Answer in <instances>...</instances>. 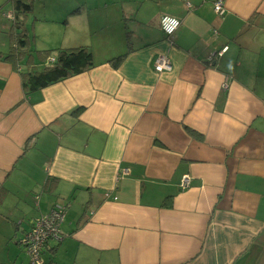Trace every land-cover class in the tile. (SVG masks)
Returning <instances> with one entry per match:
<instances>
[{
	"label": "crops",
	"instance_id": "crops-1",
	"mask_svg": "<svg viewBox=\"0 0 264 264\" xmlns=\"http://www.w3.org/2000/svg\"><path fill=\"white\" fill-rule=\"evenodd\" d=\"M38 2L30 49L87 46L94 66L25 92L0 10V264H29L56 203L44 264H264V0Z\"/></svg>",
	"mask_w": 264,
	"mask_h": 264
},
{
	"label": "trees",
	"instance_id": "trees-1",
	"mask_svg": "<svg viewBox=\"0 0 264 264\" xmlns=\"http://www.w3.org/2000/svg\"><path fill=\"white\" fill-rule=\"evenodd\" d=\"M32 0H10L13 17L11 19L10 46L3 56L13 64L25 60L27 66L21 71L22 87L25 92L41 89L47 85L58 82L69 76L79 74L94 66L91 50L87 46H76L67 48H54L49 50H31L30 35L26 29V17L31 12ZM47 64L38 68L34 66V57ZM51 56L50 60L48 59ZM125 53L109 62L118 65ZM78 111V109H76Z\"/></svg>",
	"mask_w": 264,
	"mask_h": 264
},
{
	"label": "built area",
	"instance_id": "built-area-1",
	"mask_svg": "<svg viewBox=\"0 0 264 264\" xmlns=\"http://www.w3.org/2000/svg\"><path fill=\"white\" fill-rule=\"evenodd\" d=\"M187 5L189 6V3ZM213 8L216 13L222 14L224 12L222 0H214ZM3 14L9 19L13 17L11 11L4 12ZM159 25L166 35L168 42L171 43L173 34L180 25V20L171 15H163L160 17ZM170 69L169 58L165 54H158L154 59V70L162 72ZM221 86L224 90L228 88L229 83L227 78L222 82ZM188 184L189 175L185 174L181 179L180 187L185 188ZM66 206L63 203H56L48 212L41 213L30 219V228L21 240L29 256V264H44L41 258L42 248L49 239H59V226L63 220Z\"/></svg>",
	"mask_w": 264,
	"mask_h": 264
},
{
	"label": "rangeland",
	"instance_id": "rangeland-1",
	"mask_svg": "<svg viewBox=\"0 0 264 264\" xmlns=\"http://www.w3.org/2000/svg\"><path fill=\"white\" fill-rule=\"evenodd\" d=\"M6 0H0V10H1V13L3 12H7L9 9H10V3H5ZM39 0H35V5H38V2ZM37 3V4H36ZM36 9H34V15H38V11H40L41 7L39 6H35Z\"/></svg>",
	"mask_w": 264,
	"mask_h": 264
}]
</instances>
